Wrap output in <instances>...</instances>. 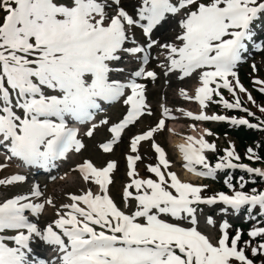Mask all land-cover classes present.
<instances>
[{
    "label": "snow or ice",
    "instance_id": "1",
    "mask_svg": "<svg viewBox=\"0 0 264 264\" xmlns=\"http://www.w3.org/2000/svg\"><path fill=\"white\" fill-rule=\"evenodd\" d=\"M249 45L264 51V0H128L127 4L123 0H0V146L6 150L0 169L13 158L24 166L54 168L70 151L79 153L85 145L80 128L70 126L73 121L87 125V137L105 126L110 139L99 148L112 151L129 126L153 115L146 103V86L137 82L157 79V72L147 68L150 59L159 61L156 67L165 76L178 73L181 80L196 76L192 91L181 87L178 94L197 102L200 110L177 108L181 115L260 127L243 117L209 115L204 110L214 96L226 109L242 108L236 90H247L236 68ZM124 56L138 62L127 76L121 66ZM254 83L264 93V80ZM221 87L232 93L235 102L222 97ZM247 99L255 103L250 93ZM121 100L126 111L120 118L110 122L105 116L97 121V114L104 111L102 102ZM258 107L264 113V105ZM159 108L154 125L130 135L129 180L122 186L119 205L109 191L114 160L102 167L90 159L76 164L85 184L90 182L96 190L87 187L79 194L67 193L69 202L61 203L55 218L43 224L39 217L45 207L56 206L38 184L27 194L0 196V264H254L246 253L250 249L252 256L264 254V227L248 230L249 238H260L255 245L251 239L241 245L242 230L230 235L226 220L219 224L218 237L212 238L199 230L196 206L219 201L233 211L247 206L249 214L258 206L264 215V190L243 191L247 183L243 177L237 190L228 176L224 184L231 194L218 191L203 196L208 185L179 179L168 170L170 162L154 139L166 120L174 118L164 103ZM211 134L204 129L200 136H188L187 143L177 145L189 172L214 178L217 170L239 168L264 179V169L233 163L239 155L231 144L211 165L204 154L216 150L215 143L204 138ZM142 141H151L156 153L158 163L147 165L155 178L141 177L136 170ZM246 153L250 160L259 159L251 147ZM24 181L25 175L13 173L0 178V185ZM227 207L220 211L226 213ZM26 210L36 219H30ZM207 223H214L211 216ZM34 244L47 246L51 255L38 258Z\"/></svg>",
    "mask_w": 264,
    "mask_h": 264
},
{
    "label": "rangeland",
    "instance_id": "2",
    "mask_svg": "<svg viewBox=\"0 0 264 264\" xmlns=\"http://www.w3.org/2000/svg\"><path fill=\"white\" fill-rule=\"evenodd\" d=\"M252 48V47H251ZM259 55H255L253 57V60L249 61L247 64L246 68L240 73L238 76L240 83L243 85V87L247 90V92L242 93L237 89L238 91V97L241 102L242 108H246L252 113H254V116H256V121H254L253 124L260 125V128L258 129H263L264 130V113L260 112L259 110V105H264V93H261L259 91L260 85H257L254 83V80L259 79V80H264V51H261L258 53ZM252 53L248 52L245 54L246 57L251 56ZM253 65H255L256 70L253 71ZM168 79H162L159 82H157L155 85H151L154 88H160V89H165L167 87H170L169 81L165 82ZM234 83V82H233ZM256 89V92H258L260 95V99L263 102H259L256 99L255 93L253 94V90ZM250 93L251 96L253 97V100L255 103H252L251 101H248L247 99V94ZM160 95L162 96V93H158L155 97H153L152 100L153 104H156V102L159 100ZM117 105L111 106L109 113H106L105 115H102L98 118L102 119L105 116H107L110 120V122H115L118 118L121 117L122 113L126 110V108L123 109H116ZM97 120V121H98ZM156 122L155 114L152 116L146 115L142 120L139 121V123H136L135 125L129 126L121 136V139L117 141L113 145V150L105 153L99 148V144L105 142L106 140L110 139V133L107 132V128L105 126H102L98 128L92 137H87L86 135H83L81 137V140L83 144L85 145L84 148L79 152H73L69 161L67 163H64L62 165L63 170H67L70 173L75 172L73 169L75 164L81 163L83 159H90L97 167H102L104 166L107 161L109 160H114L116 162V167L113 169V172L110 174L114 183L110 185L109 191L110 194L114 197L116 200L117 204L119 205L121 203V196H122V186L124 183L128 182L129 178L127 177V167H126V154L129 152L128 144L130 141V135L140 132L143 130H146L147 127L154 125ZM219 121H208V128L211 130V135H209L208 139L210 143H215L216 147L221 148L222 154L221 156L224 155V149L228 148L230 144L233 146L234 151L236 154L239 155V160H233V163H243L247 164L251 167H259L264 169V164H253L255 160H250L247 158V153L246 150L251 147H253L247 143L246 145H240L236 139H233V137H221L218 136L215 131H213V128L218 124ZM86 130V129H85ZM167 133L163 131H158L157 133H154V139L157 144H159L165 151L166 154V159L169 160L170 164L168 169L169 170H180V166L175 163V155L173 152V149L168 146L166 143V136ZM254 152V151H253ZM138 154L141 156V160L136 162V170L139 173L141 177H148L152 176L154 177V174L149 173L147 171L146 166L149 164H153L154 162L157 163L156 159V153L154 150L151 148V141H142L138 145ZM205 156L209 160L211 157L215 156L216 153L215 151L211 150H205L204 152ZM216 163V162H215ZM215 165V164H214ZM198 169L200 168L199 165L196 166ZM182 170L183 167L181 166ZM57 170H60L61 168H56ZM179 179H183L181 177L182 173H177ZM216 177L220 178V175L215 173ZM198 177V178H197ZM195 177L197 179V182H194V184H204L208 185L207 189L202 190V195L203 196H209L213 195L215 192L218 191H223L225 193L231 194L232 190L230 189L229 192H226L225 189H222L220 187L221 183H216L212 177H202L198 176ZM60 183L56 184V182H52L49 184V186L46 189H43V193L46 191V197H49L51 194V198L53 200V203L56 207H51V206H46V210L43 216L39 218V221L41 224L48 222L52 219L55 218V211L56 208L59 207L61 203H68V195L67 193H74V194H79L82 190H77V189H69L67 192L64 191L60 193L61 195H55L52 194V190L55 191L57 186H59ZM88 187H92L93 189L95 188V185H92L90 182L86 184ZM253 183H248L245 186V189L247 191H251ZM236 188V187H235ZM237 189V188H236ZM238 190V189H237ZM66 192V193H65ZM13 194H27V192L22 191L21 189H16ZM224 207L220 206H210V207H200L197 208V217L199 221V229L203 230L205 233L208 235H213V237H218L219 235V223L217 222L218 219L222 218V216H225V219L229 221L233 220H238L242 219L244 217L241 216L238 211H233L232 209H227V212H221L220 209ZM255 210H260L258 206L254 207ZM210 210V216H213L212 219L214 221L213 224H208L207 223V217L208 215L206 214V211ZM247 216V215H246ZM229 221H227L229 223ZM183 223L187 224L186 221ZM253 227H258V224H256V219L250 224L249 230ZM212 237V238H213ZM249 238V237H248ZM244 239V238H243ZM252 241V244L255 245L259 243L260 238H249ZM245 240V239H244ZM243 240V241H244ZM248 257L250 259L254 260V264H264V254H258L256 256H252L251 251L249 252Z\"/></svg>",
    "mask_w": 264,
    "mask_h": 264
},
{
    "label": "bare ground",
    "instance_id": "3",
    "mask_svg": "<svg viewBox=\"0 0 264 264\" xmlns=\"http://www.w3.org/2000/svg\"><path fill=\"white\" fill-rule=\"evenodd\" d=\"M172 116L174 118H169L170 119V124L173 125V127H175L176 125H180L178 123L181 120H183V117H179V116L176 117L174 115H172ZM173 132H174V130H172V129L169 131L170 142H171L172 146H177L178 144H181V143H187V137L188 136L198 137V136H200L202 134V133H199L196 130V127H191L188 131H186L185 135H183V130H181V129H179L178 132H176V133H173ZM177 152H178V158H180V159L183 160V156L180 153V151L178 150ZM184 176L185 177H188L187 171L185 172ZM189 176L194 178V175L193 174H191ZM66 179H68L69 181H74L75 182V181H78L79 179H82V178H81V176L78 177V178H75L74 176H68V177H66ZM95 189H96V186H95ZM33 246H34L33 248L35 249V253L37 255H39V253H40L39 248H43V245H36V244H34ZM44 248H46V247L44 246ZM47 252H50L51 253V250H47Z\"/></svg>",
    "mask_w": 264,
    "mask_h": 264
},
{
    "label": "trees",
    "instance_id": "4",
    "mask_svg": "<svg viewBox=\"0 0 264 264\" xmlns=\"http://www.w3.org/2000/svg\"><path fill=\"white\" fill-rule=\"evenodd\" d=\"M236 136L240 138L241 143H243L244 140L245 141L255 140L253 134L245 133L244 131H238L236 133ZM260 155L262 160H264V144L262 142L260 143Z\"/></svg>",
    "mask_w": 264,
    "mask_h": 264
}]
</instances>
